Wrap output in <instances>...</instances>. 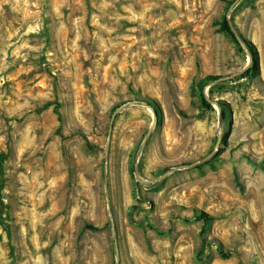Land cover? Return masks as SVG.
I'll return each instance as SVG.
<instances>
[{
    "label": "rangeland",
    "instance_id": "374dc122",
    "mask_svg": "<svg viewBox=\"0 0 264 264\" xmlns=\"http://www.w3.org/2000/svg\"><path fill=\"white\" fill-rule=\"evenodd\" d=\"M0 157V264H264V0H0Z\"/></svg>",
    "mask_w": 264,
    "mask_h": 264
},
{
    "label": "trees",
    "instance_id": "16d2710c",
    "mask_svg": "<svg viewBox=\"0 0 264 264\" xmlns=\"http://www.w3.org/2000/svg\"><path fill=\"white\" fill-rule=\"evenodd\" d=\"M222 29L224 31H226L228 34H230L232 37L236 38L235 32H234L233 28L231 27V25H230L229 21L227 20V18H224V20L222 22ZM251 58H252L251 66L247 70L246 73H247V75H251L252 76V75H256V74H258L260 72L259 57H258V53H257L256 50L252 52ZM201 101H202V104L205 107H208V108L212 107L211 102L208 100V98L204 94H202V96H201ZM219 106L221 107V117H222V119H224L225 118V108H228V105L225 102H223V101H219ZM157 112H158V110H157ZM232 124H233V122H232V120H230L229 121V127H228L227 131H225L224 134H223L222 142L225 143V144L228 142V137L231 134ZM1 160H2V157H0V162H1ZM208 162L209 161H207L205 163H208ZM196 218L199 221H203L205 226H208V225L212 224L215 221V217L210 215V214H208V213H206V212H200L196 216ZM221 254H223V252H221Z\"/></svg>",
    "mask_w": 264,
    "mask_h": 264
},
{
    "label": "water",
    "instance_id": "95a60500",
    "mask_svg": "<svg viewBox=\"0 0 264 264\" xmlns=\"http://www.w3.org/2000/svg\"><path fill=\"white\" fill-rule=\"evenodd\" d=\"M210 102H212L213 104H215V105H217L218 106V103H217V101H212V100H210V99H208ZM120 110L121 109H118L113 115H112V117H111V121H110V128H109V136H111V133H112V131H113V128H114V123H115V119H116V116H117V114L120 112ZM218 110H219V113L221 114V108L218 106ZM151 134V131L149 132V134H148V136ZM221 142V138H219V141H218V145H219V143ZM139 179V181H141V179L140 178H138Z\"/></svg>",
    "mask_w": 264,
    "mask_h": 264
}]
</instances>
